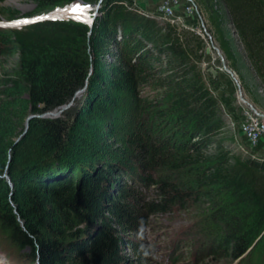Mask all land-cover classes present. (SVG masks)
<instances>
[{
  "label": "trees",
  "instance_id": "16d2710c",
  "mask_svg": "<svg viewBox=\"0 0 264 264\" xmlns=\"http://www.w3.org/2000/svg\"><path fill=\"white\" fill-rule=\"evenodd\" d=\"M36 1V11L6 18H33L75 0ZM192 1L234 70L223 7L264 87V0ZM88 21L0 27V57H18L15 73L0 75V224L9 242L25 264L37 249L42 264H137L142 253L126 233L148 215L202 196L212 253L230 245L231 258L243 255L252 245L245 224L264 216V157L217 140L225 120L200 67L204 36L159 21L132 0H103ZM83 88L73 113L34 116L24 133L29 115L52 111ZM129 183L152 196L144 199Z\"/></svg>",
  "mask_w": 264,
  "mask_h": 264
},
{
  "label": "rangeland",
  "instance_id": "374dc122",
  "mask_svg": "<svg viewBox=\"0 0 264 264\" xmlns=\"http://www.w3.org/2000/svg\"><path fill=\"white\" fill-rule=\"evenodd\" d=\"M142 11L153 13L159 0H132ZM97 0L85 2L75 0L73 2H63L50 11H65L72 6L79 4L84 9L83 12L72 13L66 11L65 14L50 19H70L79 21H88L93 14V5ZM0 23L8 21L6 17L10 12L16 11V15L21 17L30 14L38 9L36 0H3L0 2ZM219 11L223 14L225 23L223 24L224 35L230 43L231 51L235 57V68L232 70L227 61L224 60L221 51L219 54L213 48L216 43L203 34L205 31L208 35L211 30L202 13L195 19L189 20L194 23L196 29L201 32L206 40L204 44V57L200 67L204 76L207 87L211 90L221 104L222 115L225 125L222 132L218 135L217 140L226 148H231L233 152L250 153L246 148L243 139L239 135L238 124L245 111L257 112L264 116V87L260 85L258 78L251 69L242 44L233 33L229 23H226V15L222 6H218ZM49 12V11H48ZM46 13V12H45ZM44 14V13H43ZM42 15V14H40ZM151 16L150 14H148ZM39 16V15H38ZM79 17V19H77ZM152 17V16H151ZM202 22V24H201ZM180 26L179 24H175ZM209 32V33H208ZM17 55L0 57V75L4 72L12 76L17 68ZM223 65L234 72L239 86L232 77L223 69ZM83 92L72 98L70 105L59 113V116H65L68 110L69 116L75 109L80 106ZM56 118V117H55ZM156 173L170 175L172 179L179 178L178 172H164L160 168L155 169ZM135 183H129L130 190L141 194L144 199L152 196V190H144ZM115 194V190L109 191ZM210 205L199 196L194 200L184 199L182 202L175 204L166 213H156L148 215L143 219L142 224L135 232H127L126 240L136 245L142 257L137 264H264V216L255 215L248 219L244 231L246 238L252 240L247 252L237 258H231L228 252H231V246L225 253L220 251L212 253L208 236L205 233L207 227L206 217ZM7 230H3L0 224V264H25L26 258L21 255L20 251L8 240ZM87 234V233H85ZM84 234V235H85ZM83 235V236H84ZM36 248V247H35ZM125 253L129 258L134 259L130 249Z\"/></svg>",
  "mask_w": 264,
  "mask_h": 264
},
{
  "label": "built area",
  "instance_id": "2783aa9c",
  "mask_svg": "<svg viewBox=\"0 0 264 264\" xmlns=\"http://www.w3.org/2000/svg\"><path fill=\"white\" fill-rule=\"evenodd\" d=\"M144 12L150 14L159 21L179 24L189 29L196 28L191 21L199 16V11L192 0H159L153 13ZM197 32L202 36L203 34L207 35L205 31L203 34L198 30ZM238 131L243 137L246 148H249L251 151L259 137L264 133L263 116H259L255 111H245L238 124Z\"/></svg>",
  "mask_w": 264,
  "mask_h": 264
},
{
  "label": "water",
  "instance_id": "95a60500",
  "mask_svg": "<svg viewBox=\"0 0 264 264\" xmlns=\"http://www.w3.org/2000/svg\"><path fill=\"white\" fill-rule=\"evenodd\" d=\"M103 0H97V2L93 5V14H92V17L90 18L91 22L93 20V18L95 17V15L97 14V10L99 9L101 3H102ZM60 12L58 11H49V12H46L42 15H39V16H35L33 18H29V19H22V20H17V21H6V22H3V23H0V27H3V28H18V27H21V26H24V25H27V24H30V23H33V22H36V21H40V20H45V19H50V18H53V17H57V15L59 14ZM21 21H28V23H20ZM207 37L210 39L209 35L207 34ZM217 53L219 54V49L216 48V47H213ZM223 69L232 77V79L235 81V83L239 86V83L237 81V79L234 77V73L229 69L227 68L225 65H223ZM84 91V88L83 89H79L76 91V93L74 94L73 98ZM70 105V103H66V104H63L59 107H57L56 109L52 110V111H48V112H45L43 114H39V115H29L26 119V123H25V131L24 133L26 132L27 128H28V123H29V120L34 117V116H38V117H42V118H54V117H58L59 116V113L62 112L65 108H67L68 106ZM257 113V112H256ZM259 116H263L262 114H259L257 113ZM264 118V116H263ZM24 133L22 135H20V137L16 140V143L20 141V139L22 138V136L24 135ZM12 157V151L10 152V158ZM9 168V167H8ZM2 177H7V172L2 176ZM21 224L23 225V223L21 222Z\"/></svg>",
  "mask_w": 264,
  "mask_h": 264
},
{
  "label": "crops",
  "instance_id": "0c3cea01",
  "mask_svg": "<svg viewBox=\"0 0 264 264\" xmlns=\"http://www.w3.org/2000/svg\"><path fill=\"white\" fill-rule=\"evenodd\" d=\"M239 135L243 139L240 132ZM251 152L256 156L264 157V133L259 137Z\"/></svg>",
  "mask_w": 264,
  "mask_h": 264
},
{
  "label": "bare ground",
  "instance_id": "6f19581e",
  "mask_svg": "<svg viewBox=\"0 0 264 264\" xmlns=\"http://www.w3.org/2000/svg\"><path fill=\"white\" fill-rule=\"evenodd\" d=\"M58 12H60V13L57 16H60V15H63V14L66 13V11H58ZM22 251H25V252L26 251H32V249L30 247H28V246H25ZM34 253L37 255L36 260L34 262L28 263V264H42L41 259L39 257V251H38V249L37 250H34Z\"/></svg>",
  "mask_w": 264,
  "mask_h": 264
},
{
  "label": "snow or ice",
  "instance_id": "6c2138e0",
  "mask_svg": "<svg viewBox=\"0 0 264 264\" xmlns=\"http://www.w3.org/2000/svg\"><path fill=\"white\" fill-rule=\"evenodd\" d=\"M65 11H70L72 13H77V12H83L84 9L81 8V6L79 4H76V5L72 6L69 9H65ZM77 19H79V17H77ZM88 22L91 23V20H89ZM20 23H28V21H21Z\"/></svg>",
  "mask_w": 264,
  "mask_h": 264
}]
</instances>
